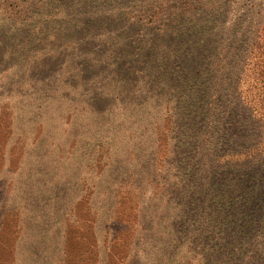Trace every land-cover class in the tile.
I'll return each mask as SVG.
<instances>
[{
  "label": "trees",
  "instance_id": "trees-1",
  "mask_svg": "<svg viewBox=\"0 0 264 264\" xmlns=\"http://www.w3.org/2000/svg\"><path fill=\"white\" fill-rule=\"evenodd\" d=\"M115 1L0 0L16 8L0 24L5 47L53 40L89 57L108 75L99 99L126 109L127 132L139 133L121 162L110 154L119 243L105 257L121 247L112 264H264V51L263 84L250 85L232 65L242 60L231 31L206 44L193 4ZM34 6L56 14L25 23Z\"/></svg>",
  "mask_w": 264,
  "mask_h": 264
},
{
  "label": "rangeland",
  "instance_id": "rangeland-1",
  "mask_svg": "<svg viewBox=\"0 0 264 264\" xmlns=\"http://www.w3.org/2000/svg\"><path fill=\"white\" fill-rule=\"evenodd\" d=\"M184 4H193L189 20L200 21L206 44L231 31L242 60L232 65L244 70L250 85L261 86L257 64L264 51V0ZM15 12L12 4H0V24L14 23ZM50 14L56 12L34 6L27 13L32 20L25 23L44 22ZM194 35H188L192 42ZM6 44L0 39V264L120 260L125 254L121 247L110 258L104 255L118 241L110 235L115 228L111 193L121 187L113 186L121 171L109 158L121 162L137 145L139 133L134 128L127 132L129 112L99 99L108 75L89 57L75 51L60 54L53 40L29 47L25 41Z\"/></svg>",
  "mask_w": 264,
  "mask_h": 264
}]
</instances>
